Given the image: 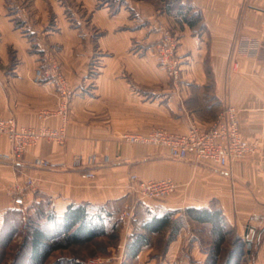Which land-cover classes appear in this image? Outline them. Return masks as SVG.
Wrapping results in <instances>:
<instances>
[{"label":"crops","instance_id":"1","mask_svg":"<svg viewBox=\"0 0 264 264\" xmlns=\"http://www.w3.org/2000/svg\"><path fill=\"white\" fill-rule=\"evenodd\" d=\"M160 26L179 35V54L188 60L177 85L148 49L161 38ZM48 59L59 61L72 91L67 142L44 140L14 163L0 160V227L7 212L44 202L59 217L70 204L108 206L132 197L142 202L146 218L216 204L227 224L246 231L249 240L262 234L257 243L264 264V0H0V119L14 118L21 127L63 125L59 116L38 117L59 102L53 82L33 81ZM225 104L237 108L243 138L257 144L255 154L233 162L228 173L120 140L152 128L207 129ZM10 151L0 135V153ZM78 154L85 162L95 154L97 164L66 172L33 166L36 158L71 164ZM91 169L95 177L87 179ZM132 174L171 179L177 190L142 199ZM29 178L36 186L19 206L11 192Z\"/></svg>","mask_w":264,"mask_h":264},{"label":"rangeland","instance_id":"2","mask_svg":"<svg viewBox=\"0 0 264 264\" xmlns=\"http://www.w3.org/2000/svg\"><path fill=\"white\" fill-rule=\"evenodd\" d=\"M76 5L77 7L79 6L78 10L82 14V12H84L85 9H81L82 8L81 4H76ZM88 16L89 14H86V13L82 14L83 19L84 18L89 19ZM160 27L162 30L165 29L171 32L174 42L176 44L175 55L177 58L178 69L180 72V81H181L182 74H183L185 65L188 63V60H185V58L180 56L179 54V47L181 44L180 37L172 29L166 26H160ZM151 47L152 46H150L148 49L151 52H153ZM153 54H155V56L157 57L158 64L160 66L157 54L154 52ZM54 60H57V59H54ZM59 64L60 63H58V65ZM61 72L64 78L66 79V81L68 82L66 75L63 73V71ZM69 90L71 91L70 87H69ZM71 94H72V91H71ZM60 101L61 100H60V95H59V102H58L57 108L55 110H41L38 113V117L40 113L42 112H49L52 114V116H50L47 120L53 117L59 116L62 118V121H63V116L60 114ZM69 118H70V100H69L68 108H67L65 131H66V125L69 121ZM47 120H42V121H47ZM211 126L212 124L207 129H203L198 126L196 127L199 129V131L206 133L207 130ZM44 127H48V126H44ZM60 128H62V126ZM153 129H162V130H165L173 134L186 133V132H182V133L173 132V131H169L163 128H152L150 131H152ZM128 134H138V133H128ZM122 135L120 136V140L126 144L149 145V144L128 143L122 139ZM44 140L49 141L46 139H43L41 141H44ZM49 142H54V141H49ZM66 142H67V131L65 134V139H64L63 144H59L57 142H54V143H57L59 145H64ZM149 146H152L155 148H162L163 150L165 149L161 146H155V145H149ZM33 147L35 146L29 147L28 149L33 148ZM255 152L256 150L253 153L247 155L246 157L255 154ZM92 155H95V154H92ZM166 155L168 158H170L168 156V152ZM77 156L82 157V155L80 154L75 155L72 159L71 164L64 163V162L60 163V162L50 161V160L41 158L50 163H55L58 166L57 167H49V166L37 167L34 164L33 166H35L37 169L44 170V171H50V172H66L69 170H81L85 166H88L87 161L85 162L84 159L82 158V165L75 167L73 165V162H74L75 157ZM19 157H17L15 161H17ZM244 158H241L238 160H242ZM96 159H97V156H96ZM170 159L179 161V162L189 161V160L181 161V160H176L172 158ZM10 162L14 163V161H10ZM109 162H105V163L108 164ZM88 167H93V166H88ZM89 172L94 173L93 170L91 169V170H88L84 174V176L87 179H94L95 174H94V177L92 178L87 176ZM33 180L36 186V180L35 179ZM133 185L135 186L134 187L135 192L138 194V196L141 197V195L138 193L137 184L133 183ZM151 200H159V199H151ZM141 203L142 202L138 199V197L137 198L132 197L129 199L127 203L123 202V203H119L115 205L106 206L110 210V212H112L113 214L110 220L107 221L108 229H109L107 236L97 238L94 241L83 244V245H76L68 249L57 250L51 254V256L48 258L45 264H91L90 262H92V260H98V259L103 260L104 264H123V263H129V264H205L206 263V260L213 249L212 247L213 238L211 235V227L210 225L198 224L192 221L191 219H189V217L185 213L176 215V218L180 217L184 222V226L180 229L176 240H174V242L180 241L178 242V250H175V252L174 251L170 252L171 250L170 246L174 242H170L169 231H166L161 234L152 236L151 244L145 249H143L142 252L140 253L141 259L129 260L128 259L129 258L128 257L129 256L128 246L131 240V236L139 230L141 221L146 218L145 208L143 206L141 207ZM42 204H43L41 206L42 208H44L45 210L49 209L46 206L47 203H42ZM213 206L215 208L216 204H213ZM38 207L35 206L33 210L32 209L31 210H19V214L15 215L14 219H9L7 223H5L4 225L0 227V264H29V259H28L29 244H28L26 235H27V231L32 225H40L45 230L52 233V231L54 230V224L50 222L49 220H47L45 217L41 216V213H42L41 211H43L44 209H42L41 207L40 208ZM226 230H227V234L221 245V252L219 255V259H218V264H226L228 261L230 262L229 264H259L260 246H259V243L257 242L259 240L258 238L262 234L257 233V236H255L254 239L249 240L248 235L246 234V231L245 233H243L244 231H242L241 228L235 229L227 224ZM195 246H198V248L195 249L194 248Z\"/></svg>","mask_w":264,"mask_h":264},{"label":"built area","instance_id":"3","mask_svg":"<svg viewBox=\"0 0 264 264\" xmlns=\"http://www.w3.org/2000/svg\"><path fill=\"white\" fill-rule=\"evenodd\" d=\"M161 29V27H160ZM162 36L154 46L151 47L157 54L160 66L166 71L175 85L180 82V72L175 55L176 44L170 31L161 29ZM33 81L37 84L53 82L58 88L60 95V114L63 116V125L59 129L48 127L32 128L21 127L14 118L0 119V135L6 136L9 141L10 153H0L1 161H14L23 154L29 147L36 146L41 140L46 139L59 144L64 143L65 122L68 103L71 98L69 85L64 78L60 65L54 59H48L35 70ZM52 116L49 112H42L39 115L41 120H47ZM239 112L236 107L225 104L222 106L216 120L206 133L199 131L192 126L184 134H173L162 129H153L147 134H123L122 139L128 143L149 144L161 146L168 152V156L176 160H189L198 164H205L210 168L228 173L231 164L238 159L244 158L253 153L257 144L245 140L241 133ZM81 156L74 159L75 167L82 165ZM107 156L105 162H109ZM33 164L37 167H57L41 158H36ZM97 159L95 155L87 158L88 166H95ZM88 177H94L89 172ZM131 181L137 184L138 193L142 199H162L174 193L177 189L176 183L171 179L163 180H142L136 174L131 175ZM35 188V182L29 178L25 187L16 186L12 190L15 204H24L26 190ZM91 264H104L101 259L92 260Z\"/></svg>","mask_w":264,"mask_h":264},{"label":"trees","instance_id":"4","mask_svg":"<svg viewBox=\"0 0 264 264\" xmlns=\"http://www.w3.org/2000/svg\"><path fill=\"white\" fill-rule=\"evenodd\" d=\"M45 210L37 204L41 216L54 224L52 233L40 225H32L27 231L29 244V264H45L51 254L57 250L68 249L72 246L90 243L97 238L108 235V220L113 216L106 206H96L88 203L70 204L62 217H59L51 203ZM19 210L7 212L5 220L14 219ZM178 212L164 210L160 213L150 212L149 216L141 221L139 230L131 236L129 242V260L137 259L143 249L151 244L153 235L169 231L170 242L176 240L184 222L180 217L176 218ZM185 214L198 224H206L211 227L213 238V249L205 264H218L221 245L227 234L226 217L218 208H189ZM114 228V226H113ZM12 235V234H11ZM228 261L226 264H229ZM129 264V263H123Z\"/></svg>","mask_w":264,"mask_h":264},{"label":"water","instance_id":"5","mask_svg":"<svg viewBox=\"0 0 264 264\" xmlns=\"http://www.w3.org/2000/svg\"><path fill=\"white\" fill-rule=\"evenodd\" d=\"M250 246V245H249Z\"/></svg>","mask_w":264,"mask_h":264}]
</instances>
